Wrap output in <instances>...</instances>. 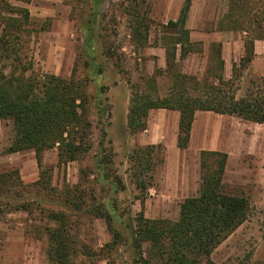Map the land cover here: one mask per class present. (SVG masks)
I'll use <instances>...</instances> for the list:
<instances>
[{
	"label": "rangeland",
	"instance_id": "374dc122",
	"mask_svg": "<svg viewBox=\"0 0 264 264\" xmlns=\"http://www.w3.org/2000/svg\"><path fill=\"white\" fill-rule=\"evenodd\" d=\"M186 1L31 0L25 5L11 0L13 5L25 7L30 14L32 35L25 39V51L27 60L32 63L33 74L68 79L76 72V79H79L85 77L88 70L89 79L94 82L87 85L86 93L92 94L93 85L97 89L104 86L107 107L105 116L98 118L93 108L95 102L89 106L92 148L87 154L65 165L58 164L55 148L42 154V171L44 177H49V186L39 194L35 193L34 184L43 181L44 177H40L41 170L34 151L8 153L13 140L12 125L9 121L0 120V180L3 184L0 191V264H49L47 229H54L55 224L48 220V213L66 210L58 205L59 202L64 203L66 189L77 185L81 189L86 187L85 176L80 170L89 168L98 173L95 162L105 156L103 152L99 153L98 148L102 130L105 132L106 155L111 153L114 169L126 187L116 196L118 210L110 223V230L119 233L120 241L109 251L105 246L113 238L105 220L85 216L79 221L72 217L71 227L76 242L73 247L77 248L78 244L83 243L92 248L90 257L75 252L70 264H141L137 262L138 256L131 242L134 229L132 219L141 211V204L136 199L139 192L132 183L131 164L127 157L137 143L165 141L161 140L159 127L153 128L149 134L131 135L128 132L129 98L136 93L153 98L168 95L171 79L164 73L166 67H158L155 52L167 43L163 37L168 36L163 34L161 26L167 23V19L176 16ZM189 1V31L195 37L191 50L193 55L189 56V62L187 58L178 62L177 71L188 77H196L200 82L208 78L209 83L218 85L208 75L221 72L214 55L217 46L225 44V57L236 65V70L232 79V72L226 74L222 71L224 80L232 83L222 86L223 91L234 90L237 98L247 93L263 92L264 86L253 83L261 84L264 78V0H252L245 9L235 11L229 9L231 0ZM255 14L262 18L260 28L250 21ZM141 17L147 18L150 24L146 42L137 41L132 32L137 19ZM93 19L96 20L92 30L94 37L89 44L83 45V35L89 36ZM240 26L246 27L251 36L262 38L255 42L253 61L245 66L240 61L247 34L238 30ZM96 67L101 69L100 74H95ZM187 70L189 74L185 73ZM151 76L155 77L154 85ZM191 94H199V91L195 94L191 91ZM164 110L157 112L159 122L168 118L165 114L168 110ZM221 119L225 120L221 126V139L223 143H233L230 148L235 149L237 143H244L247 147L263 143V126L253 125L251 131L245 128L247 121L227 115ZM173 134L170 133V138ZM212 138L211 135L209 141ZM160 145L162 148L152 151L150 168L145 171L150 186L144 198V216L174 221L179 216V204L185 198L198 195L199 160L193 155L186 156L187 164L183 166V156L175 155L170 160L172 166L168 170L165 167L167 150L163 144ZM237 161L228 164L223 186L227 193L243 194L248 199L249 217L214 250L211 260L215 264H264V180L258 178L262 171L249 157H245L242 163ZM92 179V176L87 178L88 182ZM97 186L94 194L99 199L102 196ZM167 191L170 195H165ZM35 195H39L46 204L41 203L40 206L33 203L31 199L37 197ZM23 203L31 205L29 213L16 210Z\"/></svg>",
	"mask_w": 264,
	"mask_h": 264
},
{
	"label": "trees",
	"instance_id": "16d2710c",
	"mask_svg": "<svg viewBox=\"0 0 264 264\" xmlns=\"http://www.w3.org/2000/svg\"><path fill=\"white\" fill-rule=\"evenodd\" d=\"M16 1L27 5L31 0ZM251 3L252 0H231L229 9L230 11L245 9ZM91 6H93L92 3ZM189 9L190 1L187 0L177 20H169L161 26L163 34L168 36L163 37L167 43L162 46L166 55L164 73L171 79L168 95L163 98H153L149 95L131 94L127 114L128 132L136 135L146 130L149 111L166 109L179 112L176 141L179 149L188 148L196 111H210L220 115L234 116L247 122L264 124V91L247 93L240 98L235 96L234 90L223 91L222 86L232 83L225 81L222 74L223 60L220 44L216 48L214 59L221 72L219 74L211 72L208 75L218 85L209 83L208 78L200 82L196 77H188L177 71L176 64L191 52L193 45L189 38V31L186 29ZM250 21L260 28L259 22L262 18L259 19V14H255ZM136 22L137 25L132 28L133 35L137 41L146 42L150 31L149 20L141 17ZM0 24L2 25L0 29V120L9 121L13 132L8 153L34 151L42 178L44 172L41 158L46 151L55 148L58 164L65 165L77 161L79 157L91 150L92 121L89 106L95 102L93 108L97 117L105 116L106 88L99 86L97 89L93 85L92 94H87L85 88L90 82H94L89 79L88 70L84 74L85 77L79 79H76V72H73L68 79L55 75L33 74L32 63L27 60L25 51V39L32 35L30 14L25 7L13 5L11 0H0ZM95 24L96 20L93 19L89 36L83 35V45L89 44L94 37L92 30ZM238 30L247 34L243 43L244 55L240 61L241 65L245 66L253 61L255 42L262 38L256 35L251 36L246 27L240 26ZM82 52L86 54L84 49ZM85 57L87 60L88 56L85 55ZM87 65L88 61L85 62L86 67ZM235 70L236 65H233L231 79L234 78ZM100 73L101 69L96 67L95 74ZM150 80L154 85L155 77L151 76ZM262 82L253 84L263 87L264 78ZM191 91L194 94L199 91V94L193 95ZM104 142L105 132L102 130L98 148L99 153L103 152L105 156L95 162L98 173H94L89 168L80 170V173L85 176L83 178L87 182L86 187L81 189L77 185L66 189L64 203L58 204L66 210L48 213V220L55 224L54 229H47L49 264H70L75 252L83 256H91L92 247L83 243L78 244L77 248L73 247L76 242L71 227L72 217L79 221L85 216L105 220L113 238V241L105 246L109 251L114 249L120 241L119 233L110 230V223L113 214L118 210L116 196L126 187L123 179L114 169L111 153L106 155L107 148ZM157 148L162 146L160 144L135 146L127 157L131 164L129 169L132 183L139 192L136 199L141 204V211L132 219L134 229L131 242L138 256L137 262L141 264H215L211 260L214 250L247 221L250 212V203L246 197L229 194L224 190L223 178L228 156L219 151H201L198 195L183 200L179 205L177 220L149 219L144 216V198L150 186L146 181L145 171L150 168L152 151ZM89 176L93 179L88 182ZM48 180L49 177H44L43 181L34 184L36 194L49 186ZM2 185L0 180V191L3 188ZM95 186L98 187L102 196L99 199L95 198ZM35 196L37 197L31 199L33 203L40 205L46 202L39 195ZM30 207L31 205L23 203L16 210L29 213Z\"/></svg>",
	"mask_w": 264,
	"mask_h": 264
},
{
	"label": "crops",
	"instance_id": "0c3cea01",
	"mask_svg": "<svg viewBox=\"0 0 264 264\" xmlns=\"http://www.w3.org/2000/svg\"><path fill=\"white\" fill-rule=\"evenodd\" d=\"M180 11L177 13L176 16H173L170 19H167V22L169 20L176 21L179 17ZM186 29L189 31L188 19L186 22ZM189 38H190V41L193 43V40L195 39L193 32L189 31ZM157 49L158 51L155 52L156 54L155 56L157 57L158 67L165 68L166 67L165 49L163 47L157 48ZM191 55H193L192 52L188 53L187 56L185 57L187 58V62H189V56ZM225 56H226V46L225 44H222L221 58L223 60V70L225 71L226 74H229L232 71L233 62L228 61ZM178 57H179V49L177 51V59ZM185 73L189 74V70H187ZM159 111H165V110L158 109V110L149 111V115H148L149 118L147 120V128L145 131L141 133L149 134V132H151L153 128L159 127L161 129V140L165 141V143H137L136 146L163 144L167 150L165 167L167 166L168 170L172 166V164H170V160L172 156H175V155L183 156L184 161H182V164L184 166L185 164H187L186 156L193 155V158L198 157L197 159L199 160V154L201 151H219V152L226 153L228 156L224 177L226 173L228 172L227 171L228 164L230 162L232 161L234 162V160L235 161L238 160L237 162L242 163L245 157H249L253 160L254 163L259 165V170H261L262 173H260L261 176L258 178L264 180V167H261V165L264 164V138L261 139L263 140V143H254L255 145H249V147H247L244 143H237L236 148L232 149L229 146L233 143H223L221 139L223 135L222 133L223 128L221 126H223V123L225 122V120H222L221 118L225 115L216 114L210 111H196L194 115L193 123L191 126L188 148L179 149L176 143L178 125H179V119H180L179 112L168 110L167 113H165L166 116L168 117L167 120L159 122L156 119V116L158 114L157 112ZM212 122H213V125H212ZM245 124H247L245 128H250L251 131L254 128L253 125L264 127V124H257V123H252V122L250 123L248 122ZM172 132L174 134L170 138L169 135ZM211 135L213 136V138L211 139V141H209L211 138ZM217 137H219V140ZM261 140L259 142H261ZM214 141L216 142L218 141V142L214 143ZM210 142H213V143H210ZM177 169H180V167H177ZM223 181H224V178H223ZM165 195H170V193L167 191ZM233 195L243 196V194H233Z\"/></svg>",
	"mask_w": 264,
	"mask_h": 264
}]
</instances>
